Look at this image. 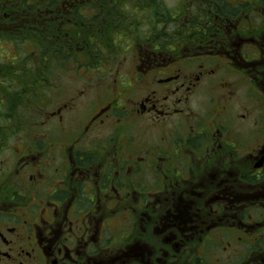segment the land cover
<instances>
[{
	"label": "flooded vegetation",
	"instance_id": "af4514ba",
	"mask_svg": "<svg viewBox=\"0 0 264 264\" xmlns=\"http://www.w3.org/2000/svg\"><path fill=\"white\" fill-rule=\"evenodd\" d=\"M170 4L47 114L0 47V264H264V0Z\"/></svg>",
	"mask_w": 264,
	"mask_h": 264
},
{
	"label": "trees",
	"instance_id": "16d2710c",
	"mask_svg": "<svg viewBox=\"0 0 264 264\" xmlns=\"http://www.w3.org/2000/svg\"><path fill=\"white\" fill-rule=\"evenodd\" d=\"M163 4V0H0V38L7 45L2 48L9 51L11 44L15 54L9 59V68L24 67L8 74L9 91L18 90L12 85L19 82V75L25 108L36 104L35 92L41 93V103L46 106V95L66 89L57 82L59 72L71 64L73 70L95 69L107 59L106 54L108 59L114 58L122 52L136 14L141 13L143 19L150 15L168 18ZM23 113L27 119V110L20 108ZM7 125L22 129L29 123L10 120Z\"/></svg>",
	"mask_w": 264,
	"mask_h": 264
},
{
	"label": "rangeland",
	"instance_id": "374dc122",
	"mask_svg": "<svg viewBox=\"0 0 264 264\" xmlns=\"http://www.w3.org/2000/svg\"><path fill=\"white\" fill-rule=\"evenodd\" d=\"M163 2H165V0H163ZM167 3H171L170 5L173 6V4H175L177 2V0H166ZM143 16L141 15V13L136 14V16L134 17L133 22L139 25V29H141V31H146L148 30V21H141L139 18ZM139 21V22H138ZM3 46H7L6 44L1 43L0 47ZM122 46V52L119 54H115L114 56L118 58V60L116 62H114V64H110L108 65V67H106L104 70L100 71V72H89L87 73V76H92V80L95 81L97 84H101V87H104V84H110L114 79H119V76L122 75V80H127V77L131 76V59H132V49L128 44H124L121 45ZM5 55V58H11L13 55H15L13 53V46L10 44L9 45V51H7V53L5 54V52L3 53ZM113 57V54H109ZM107 59H104L102 61V64L98 67H102L103 65L106 63V61H109L111 59H108V55L106 54ZM114 57V58H115ZM126 60V61H125ZM113 61V60H112ZM109 61V62H112ZM70 65V63H69ZM68 65V66H69ZM67 66V68H68ZM72 64L69 66V69H65V71H61L59 72L60 75L58 76V81L59 83L62 84V86L66 89H64V91L62 92L60 97H56V95L51 99L50 103L48 105V107L44 108V113L47 114L46 111L50 110L52 107H54L55 103L57 100L60 101H65L70 94L73 92V89L75 88H83L84 84H86L85 80H81L79 79L76 75L74 70L71 68ZM98 68H95L96 70H98ZM101 70V69H100ZM50 99V98H49ZM61 99V100H60ZM241 99V97H240ZM58 102V103H59ZM47 102L44 103V105ZM36 123V122H35ZM8 132H14V131H21V129L14 127V126H10V129H7ZM10 141H14L13 137L10 138ZM17 146V144L15 145V147ZM7 151L2 150L0 151V159L4 158V156L6 155Z\"/></svg>",
	"mask_w": 264,
	"mask_h": 264
},
{
	"label": "water",
	"instance_id": "95a60500",
	"mask_svg": "<svg viewBox=\"0 0 264 264\" xmlns=\"http://www.w3.org/2000/svg\"><path fill=\"white\" fill-rule=\"evenodd\" d=\"M262 159H264V145H263V150H262Z\"/></svg>",
	"mask_w": 264,
	"mask_h": 264
}]
</instances>
